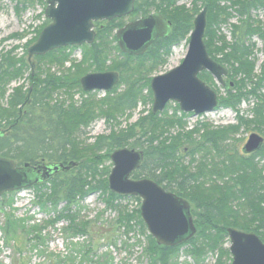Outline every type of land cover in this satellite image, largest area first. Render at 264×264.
<instances>
[{
	"label": "trees",
	"instance_id": "16d2710c",
	"mask_svg": "<svg viewBox=\"0 0 264 264\" xmlns=\"http://www.w3.org/2000/svg\"><path fill=\"white\" fill-rule=\"evenodd\" d=\"M13 1L15 11L20 16L22 10L33 8L36 1L43 5L47 0ZM180 1L136 0L132 18L157 12L172 24V31L155 40L143 57L125 54V60L121 63L118 60L122 51L117 45L115 31L125 23L123 18L96 23V41L82 47V61L90 62L93 69L76 65L74 75L48 73L41 76L38 73L39 61L64 65L71 60L72 52H68L67 48L34 57L33 61L37 63L35 70H32L27 52L18 56L14 54L15 49L0 50V99H6L14 80L22 79L28 73V86L25 87L23 83L14 87L7 105L0 103V156L14 160L19 166L26 163L32 166L70 165L69 169L60 168L47 180L33 185L38 204L43 209L52 207L56 211L47 223L64 219L67 232L87 235L90 223L81 218L77 208L80 200L97 193L105 207L115 213L113 224L117 226V233L121 232L127 238L135 234L139 238L138 231L146 240V244L142 240H139V244L143 246L142 254L147 255L149 264H180L177 258L183 252L198 264L205 260L207 254L218 253L215 264H227L224 258L225 254L230 257V252L224 245L228 228L256 233L264 242V146L251 155L239 154L236 145L231 152L233 137L242 126L252 130L264 125V101L253 119L241 118L236 125L214 129L209 123L201 121L196 125V130L178 131L174 135L171 128L183 126L191 114H179V105H176L173 114H169V105L162 115L151 111L150 121L142 123L144 119H141L126 129H113L85 147L78 142L82 128H88L96 118L103 116L110 123L116 113L135 110L142 97L147 100L146 103L152 100L150 74L159 70L161 63L165 64L175 46L188 40L194 18L200 12V1L209 3L204 37L208 53L229 69L227 86L216 85L218 108H235L245 94L244 86L245 89L248 84L262 86L264 70L260 74L253 73L254 62L249 57L256 47L253 41L256 35L262 39L264 51V26L256 23L250 13L258 3L264 5V0H231L224 6L219 0H192L191 8ZM235 14L241 17L239 24L231 23ZM46 20L42 29L50 22ZM225 25L232 27V43L227 42V34L223 32ZM13 36L21 35L17 33ZM229 46L231 49L228 50ZM109 60L113 62L107 65ZM148 66L150 69L147 72L150 73L145 74ZM116 69L122 70L121 82L106 93L103 104L89 96L92 92L83 90L80 79L85 74ZM199 76L213 85L214 80L209 72L203 71ZM232 84H235L234 87ZM236 87L238 92L234 91ZM119 89H122L121 92ZM58 90H63L68 99H54ZM76 90L89 95L82 100H74L73 91ZM112 94L119 96L113 97ZM198 134L200 137L196 139ZM122 147L144 152L140 168L132 173L133 178H150L191 203L192 213L196 210L193 214L198 229L194 237L173 247L158 244L142 218L141 198L109 189L111 154ZM183 150H189L193 159L198 152L203 154L204 159H198L195 171L191 169L190 161H185L181 154ZM212 151L214 153L209 156ZM216 176L221 178H214ZM131 201L137 202V206H132ZM44 226L41 223L26 226L24 218L12 214L8 216L4 230L6 236L14 238L18 237L17 230L20 228L29 235V245H38ZM85 249L89 255L91 246ZM50 260L51 264H75L73 258H64L61 254L50 255L48 262ZM95 261L90 262L96 264Z\"/></svg>",
	"mask_w": 264,
	"mask_h": 264
},
{
	"label": "water",
	"instance_id": "95a60500",
	"mask_svg": "<svg viewBox=\"0 0 264 264\" xmlns=\"http://www.w3.org/2000/svg\"><path fill=\"white\" fill-rule=\"evenodd\" d=\"M136 0H48L45 16L51 20L37 40L28 49L29 60L34 55L67 46L92 43L96 32L94 20H112L128 16L135 9ZM207 6L196 16L189 50L182 63L169 72L154 76L151 89L154 94L153 112L163 111L169 101H176L185 112L194 115L213 111L218 105L215 90L199 77L207 70L223 86L228 69L214 61L208 54L204 40L207 27ZM166 19L152 13L132 20L119 29L117 36L121 49L132 54H142L154 39L165 34ZM34 67V63L32 62ZM119 81L117 72H92L80 79L85 91L111 90ZM264 137L259 133L249 135L244 151L249 153L262 147ZM143 153L128 148L112 154L114 167L109 176L110 189L124 195L142 199L141 215L148 231L158 244L176 246L191 239L196 232L191 204L186 199L166 190L151 179L133 180L131 173L137 169ZM59 165L18 166L14 160L0 157V197L20 190L41 180H47ZM37 170L39 173H37ZM231 237L232 264H264V242L253 232L228 228Z\"/></svg>",
	"mask_w": 264,
	"mask_h": 264
},
{
	"label": "rangeland",
	"instance_id": "374dc122",
	"mask_svg": "<svg viewBox=\"0 0 264 264\" xmlns=\"http://www.w3.org/2000/svg\"><path fill=\"white\" fill-rule=\"evenodd\" d=\"M181 3L186 4L190 8L192 7V0H183ZM0 5V50L8 51L15 49L14 54L17 53L18 56L24 55L27 52L26 50L35 43L38 35H40L39 33L42 30V26L47 21L45 9L48 5V1H46V4L43 2V5L37 4L36 1L33 8L22 10L20 16L15 11V1L0 0ZM131 18V15H128L125 17V21H131ZM228 28L229 27L223 28L225 31L223 32L227 35H229ZM17 33H20L21 36L14 37L13 35ZM257 42L258 48L262 49L263 42L260 40H257ZM187 51L188 44L186 41L174 47L173 53L169 59L165 64L161 63L158 68L159 70L153 72L151 77L166 73L180 65L186 56ZM71 58L72 59L67 61L64 65L49 64L46 60L39 61L38 66L40 70L37 69L38 73L41 76L48 73H54L57 75L67 73L74 75L77 72L74 71L76 65H81L82 68L93 69L90 62L82 61L83 54H81L80 49L75 50L73 57ZM257 61L259 72L260 67L264 66V53H258ZM112 62L113 60L107 61V65ZM27 71H29V69ZM213 80V85H209L217 93L216 85L219 87H222V85L216 80V78L213 77ZM20 83H24L25 87L28 85V73H26L22 79L14 80L9 87H15ZM121 90L122 89L119 91L121 92ZM73 92L75 93L74 100H82L89 95H83L79 90ZM104 95L103 91H94L92 92V95L89 96L95 98L100 104H103L104 101H102V99ZM54 99H68V96L63 90H58L54 94ZM0 103L6 104V100L0 99ZM152 106L153 103L150 101L146 104L138 105L133 111L127 110L124 112H118L110 123L103 116L96 118L88 128H82V131H80L79 144L85 147L86 145L93 143L98 136L109 134L113 129H117L118 131L126 129L128 126H131L141 119H144L142 123L144 121L152 120L151 115H149L152 111ZM172 106H175L174 103ZM252 106L253 101H246L241 106L243 115L247 117V119L254 118V112H251ZM169 114H173V109L170 110ZM203 114L204 115L200 114L187 118L186 122L183 123V126L176 125L175 127H172L170 131L174 135L177 134L178 131H194L196 130L195 128L196 125H198V122L201 121L209 123L214 129L234 125L238 121L237 113L233 107H216L213 111ZM254 132L264 136V125L260 126L259 129L254 128L252 130H247L246 127L242 126L233 137L234 141L232 140L233 146L231 152H233L234 145H236L237 151L241 149L249 135ZM199 137V134L195 136L196 139H199ZM188 151L189 150H183L181 154L186 162L190 161L191 169L195 171L198 159H204L203 154L198 152L193 159L192 156L189 155L190 151ZM213 153L214 151L208 155L211 156ZM209 159L210 157L208 158V163L211 161ZM185 161L182 160L184 163ZM214 178L219 179L221 177L216 176ZM34 184L14 192H9L7 195L0 198V264H22L24 262L28 264H31V262L32 264H35V262L51 264V260L48 262V259L50 255L53 254H61L64 258L71 257L74 259L75 264H91V260H96V264H149L148 257L147 255L142 254V246L139 244V240H142L143 244H146V240L139 235L138 231L137 235L139 238H136V235L134 234L131 240H126V237L121 232L117 233V226L113 224L115 213L105 207V203L100 199L98 194L92 193L84 200H80L78 204V214L82 219H86L90 223L88 228L89 233L87 232L88 234L85 236H79L66 231L67 222L64 219H60L58 222L47 223V220H51L54 217L56 211H54L52 207L43 209L41 205L38 204L37 196L33 187ZM131 205L136 207L137 202L131 201ZM195 211L193 213H195ZM12 214L16 217L24 218L26 226H28L29 223H41L45 225L42 233H39L42 240L38 245H36V243L29 245L27 240L29 235L27 232L23 233L22 231L24 230L20 228L17 230V232H19L17 235L18 237L13 238L5 235L4 228L7 227L8 216H11ZM193 217H195L194 214ZM125 240L127 243H125ZM88 246H91L92 248L89 255H87L85 249ZM224 246L227 248L226 243ZM225 256L226 258H224V260L227 264H232L231 255L229 257L225 254ZM191 258L192 257L186 252H183L177 258V261L182 264V261ZM214 261L215 256L207 254L205 257L206 264H213ZM53 263L55 262L53 261ZM68 263H70V261H68Z\"/></svg>",
	"mask_w": 264,
	"mask_h": 264
},
{
	"label": "bare ground",
	"instance_id": "6f19581e",
	"mask_svg": "<svg viewBox=\"0 0 264 264\" xmlns=\"http://www.w3.org/2000/svg\"><path fill=\"white\" fill-rule=\"evenodd\" d=\"M183 1V0H182ZM230 1L231 0H219V2H220V4L221 5H225V4H229L230 3ZM238 1H246V0H238ZM248 1H255V0H248ZM180 3H181V1H180ZM199 11H202L203 9H204V7L205 6H207V8H208V6H209V3L208 2H203V1H200L199 2ZM201 9V10H200ZM264 5H260V3H258V5H257V7H253L252 8V10H251V17H252V19L256 22V23H258L260 26H264ZM235 13H237V12H235ZM199 14V13H198ZM197 14V15H198ZM196 15V16H197ZM236 16L235 17H233L232 19H231V23H235V24H239V22H240V19H241V17L239 16V14H235ZM196 16H195V18H196ZM125 17H127V16H124V17H118V18H123L124 19V21H125ZM118 18H114V19H118ZM195 18H194V21H195ZM114 19H112V20H114ZM50 20V19H49ZM112 20H108V19H99V20H94L93 21V23H94V28H93V30L96 32V36H95V40L92 42V43H89V42H84V43H82L81 45H67V46H63V47H60V48H67V51L68 52H72V55H71V57H73V54H74V51L75 50H78V49H80V52H81V54H83V50H82V47L85 45V44H88V45H90V44H93L95 41H96V37H97V31H96V23H98V22H103V21H112ZM130 21H125V23L122 25V26H120L116 31H115V35H116V38H117V45H118V47L121 49V46H120V44H119V38H118V36H117V32L119 31V29H121L122 27H124L127 23H129ZM49 23H51V20H50V22ZM48 23V24H49ZM47 24V25H48ZM167 24H168V27H166L164 30H165V34L164 35H166V34H168V33H170L171 31H172V24L170 23V22H168L167 21ZM194 25V24H193ZM224 27H228V26H224ZM229 35H227L226 37H227V42L228 43H232L233 42V37H232V33H233V31H232V27L231 26H229ZM43 30V29H42ZM42 30H41V32H42ZM193 30H194V27H193V29H192V31L189 33V35H188V40L187 39H185L184 41H186L187 42V44H188V50H189V42H190V38H191V34H192V32H193ZM224 30V29H223ZM41 32H40V34H41ZM225 32V31H224ZM40 36V35H39ZM161 36H159V37H157V38H155L154 39V41H153V43L155 42V40H157L158 38H160ZM39 38V37H38ZM38 40V39H37ZM37 40L35 41V43L37 42ZM257 40H260V41H262V39L260 38V37H258L257 35L256 36H254L253 37V41L256 43V47H254V49L252 50V53H251V56L249 57L251 60H252V62H254V68H253V73H256V74H260V73H263V70H264V68L261 66L260 67V70H259V72H258V61H257V55H258V53L259 52H261V53H264V51L262 50V49H259L258 48V42H257ZM184 41H182V42H184ZM181 42V43H182ZM153 43L150 45V46H152L153 45ZM180 43V44H181ZM179 44V45H180ZM32 46V45H31ZM150 46L147 48V50L144 52V53H142V54H139V55H137V54H132V53H130L129 51H124V50H122L121 49V51H122V54L120 55V58H119V60H118V62L119 63H121V62H123L124 60H125V54H127V55H131V56H134V57H143V55H145L146 53H147V51L149 50V48H150ZM178 46V45H177ZM69 47H72V48H69ZM176 47V46H175ZM30 48V47H29ZM28 48V49H29ZM60 48H57V49H60ZM228 50L229 49H231V47L229 46V48H227ZM54 50H56V49H54ZM54 50H51V51H54ZM261 50V51H260ZM51 51H48L47 53H49V52H51ZM208 51V50H207ZM188 52V51H187ZM27 53H28V51H27ZM47 53H45V54H42V55H34L33 57H32V59L34 58V57H37V56H44V55H46ZM209 54V53H208ZM209 56H210V54H209ZM211 57V56H210ZM28 58H29V54H28ZM212 58V57H211ZM213 59V58H212ZM214 61H216L215 59H213ZM217 63H219L218 61H216ZM219 64H221V63H219ZM222 66H224L225 68H227L228 69V67L226 66V65H223V64H221ZM36 67H37V64L35 63V61H34V67H33V65H32V70H35L36 69ZM150 69V67L148 66L147 67V69H146V72H145V74H149L150 72H147V70H149ZM110 71H114V72H117V74H118V76H119V81L115 84V86L111 89V90H102L103 91V93L105 94L104 95V97H103V99H102V101H106L105 99L107 98V96H106V93L107 92H110V91H112L114 88H116L118 85H119V82H121V76H122V70H110ZM169 72V71H168ZM151 75V74H150ZM132 77H135L134 75L132 76ZM154 77H151V81H152V79H153ZM14 82V81H13ZM21 84V83H20ZM20 84H18V85H16L15 87H17V86H19ZM150 84H151V82H150ZM233 85V87H234V85L235 84H232ZM28 86V85H27ZM13 88L14 87H12V88H10V90L8 91V93H7V97H6V99H4V100H6V104H4V105H7V99H8V97H9V95H10V93L11 92H13ZM237 89H234V91H236L237 90V92H238V87H236ZM255 89V90H254ZM120 90V89H119ZM85 91V90H84ZM264 82H263V84H262V86H259V85H255V87L254 86H252V85H250V84H248L247 86H246V89H245V86L243 87V92L245 93L244 94V96H242V98H241V100L239 101V103L235 106V108H233V109H235V111H236V113H237V116H238V121H237V123H239L240 122V120H241V118H243V119H246L247 117H245L244 115H243V110H242V108H241V106H242V104L244 103V102H246V101H248V102H250V101H253V106H252V108H251V112H256V111H258L259 110V108H260V103L261 102H263L264 101ZM111 96H113V97H116V96H119V94H112ZM146 99L144 98V97H142V99L139 101V105L140 104H146ZM148 102H150V101H148ZM151 102L153 103V106H154V95H153V98H152V100H151ZM173 103H174V107L172 106L173 105ZM3 104V103H2ZM170 105V108H169V111L171 110V109H173V113H174V110H175V108L177 107L176 105H178V103L176 102V101H171L168 105H167V107ZM153 106H152V113L153 114H159V115H162L164 112H165V110H163V111H157L156 113H154L153 112ZM136 109V108H135ZM179 109H180V111L178 112L179 114H181L182 112H185V111H183L181 108H180V106H179ZM185 113H187V114H191L189 117H192V116H195L194 115V112H185ZM189 117H187V118H189ZM237 123H235V124H237ZM123 148H128V149H130V150H135V151H137V152H142L143 153V156H142V160H141V164H142V161H143V159H144V152L142 151V150H140V149H136V148H131V147H122V148H118V149H123ZM118 149H116V150H118ZM116 150H114L113 152H112V154L116 151ZM258 150H260V149H258ZM258 150H256V151H258ZM256 151H253V152H249V153H247V152H245L244 151V145L241 147V149H239L238 150V153L239 154H241V155H251V154H253L254 152H256ZM112 154H111V157H112ZM1 157V156H0ZM2 158H5V157H2ZM6 159H9V158H6ZM141 164H140V166H141ZM111 169H110V173H109V175H108V184H109V176H110V174H111V172H112V169H113V167H114V164H113V162H112V158H111ZM140 166L137 168V169H135L134 171H136V170H138L139 168H140ZM63 167H65L66 169H69L70 168V165H64V164H60L59 165V169L60 168H63ZM58 169V170H59ZM57 170V171H58ZM56 171V172H57ZM133 171V172H134ZM132 172V173H133ZM132 173H131V175H130V178L131 179H133V180H141V179H150V178H139V179H135V178H133L132 177ZM53 174V173H52ZM52 176V175H51ZM109 189H110V184H109ZM97 194V193H96ZM145 222V221H144ZM146 223V222H145ZM196 227V232H195V234L197 233V231H198V229H197V226H195ZM227 233H228V237H227V242H226V247L229 249V252H230V255H231V257H232V261H233V259H234V254L232 253V251H231V246H232V241H231V237H230V234H229V232L227 231ZM131 240V238H127L126 237V240ZM142 246V245H141ZM142 251H143V246H142ZM91 253V252H90ZM209 254H212V255H214L215 256V261H214V263L213 264H215V262H216V257L218 256L217 254L218 253H209ZM184 264H198L197 263V261L192 257L191 259H185V261H182ZM25 263V262H24ZM24 263H22V264H24ZM201 264H206V262H205V260L203 259V261L201 262Z\"/></svg>",
	"mask_w": 264,
	"mask_h": 264
},
{
	"label": "flooded vegetation",
	"instance_id": "af4514ba",
	"mask_svg": "<svg viewBox=\"0 0 264 264\" xmlns=\"http://www.w3.org/2000/svg\"><path fill=\"white\" fill-rule=\"evenodd\" d=\"M37 173H39V171L37 170Z\"/></svg>",
	"mask_w": 264,
	"mask_h": 264
}]
</instances>
